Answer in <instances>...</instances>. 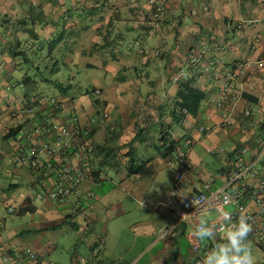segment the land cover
Listing matches in <instances>:
<instances>
[{
    "label": "crops",
    "instance_id": "crops-1",
    "mask_svg": "<svg viewBox=\"0 0 264 264\" xmlns=\"http://www.w3.org/2000/svg\"><path fill=\"white\" fill-rule=\"evenodd\" d=\"M148 1L0 2V264H194L188 242L192 229L201 218L212 225L221 218L211 212L184 223L178 205H165L174 187L176 154L162 145L163 137L187 151L191 183L181 185L185 195L201 190L210 178L212 189L225 187L243 150L246 164L258 159L255 167L264 178L259 153L264 141V0H155L161 8L156 16ZM16 9L22 27L3 35ZM27 21L36 37L25 36ZM58 32L48 55L66 66L70 79L74 70H103L91 88L99 95L61 93L48 79L27 74L13 79L17 60L10 54L11 43L49 42ZM192 57L198 58V73L188 65ZM242 61L258 64L249 71L255 88L243 91L231 125L221 127L213 105L216 75ZM179 83L205 95L197 117L181 122L172 106ZM50 98L65 101L66 109L55 111ZM93 99L100 101L97 109ZM27 111H33V120L17 124ZM91 120L90 144L103 149L99 156L92 152L83 158L90 168L93 160L98 175L83 182L82 198L37 200L52 186L54 168L61 163L77 167L80 151L72 143L65 154L40 158L39 169H30L23 161L42 139L32 128L62 123L84 130ZM201 126L204 133L198 131ZM15 127L20 131L5 140L6 131ZM8 206L15 209L11 215ZM220 236L217 230L215 240L201 242L200 253ZM246 243L256 264H264V249L250 238ZM26 250L36 259L24 255Z\"/></svg>",
    "mask_w": 264,
    "mask_h": 264
},
{
    "label": "built area",
    "instance_id": "built-area-1",
    "mask_svg": "<svg viewBox=\"0 0 264 264\" xmlns=\"http://www.w3.org/2000/svg\"><path fill=\"white\" fill-rule=\"evenodd\" d=\"M149 3L155 10L154 16L160 14L161 8L156 5L155 0H149ZM197 64V57H192L188 60V65L198 73ZM256 64L251 61H242L236 64L233 69H228L222 74L216 75L217 90L213 105L218 111L221 127H229L231 125L232 111L243 91H252L255 88L254 82L249 78V71ZM174 82L178 83L177 79ZM99 93V90H95L94 94L99 95ZM51 102L57 104V101L54 99H51ZM59 106L62 109H66L67 107L65 103H61ZM34 117L33 111H27L22 118L17 120V124L22 125L25 122L33 120ZM93 124L94 121L91 120L85 125L84 130H81L78 125H66L62 123H53L42 127L34 126L32 128L31 133H33L34 137L36 139L42 137V139L41 144L34 147L30 156L26 157L23 161L30 169H39L40 158L47 157L48 159H53L65 154L72 143H76L80 151L77 167L61 163L54 168L52 186L49 187L47 193L37 195V200L43 202L46 200L62 202L71 196L77 198L83 197L82 184L86 179L92 177V172L88 166V162L83 158V154L91 153L92 151L91 147L87 144V140ZM205 130L203 126L198 129L199 133H204ZM190 145L191 141L186 140L184 146L189 148ZM174 152L176 154L174 187L168 193L165 205L168 207L178 205L180 208V220L184 223H188L211 212L220 214L221 210L230 211L234 221L241 214L246 215L248 222L252 226V231L249 233L248 238L252 239L258 247L264 249V178L260 177L255 167L258 159L250 164H246L243 159L246 151L243 150L229 172L225 187L212 189L213 179L210 178L202 184L201 190L185 195L181 192L180 187L184 183H191V165L187 158V151L184 148L176 146ZM259 153L260 158L264 160V141L261 142ZM100 178L102 179V177ZM243 181H247L248 183L241 184ZM236 186L239 187L238 190L232 192L230 189ZM85 196L92 197L93 194L87 192ZM225 196L230 197L233 202L227 208L223 205ZM5 210L8 215L13 214L15 211L13 206H8ZM221 223L222 221L213 223V225L222 236ZM188 242L195 256L194 264H199L201 257L207 251L203 254L200 253L201 241H197L194 237L189 238ZM23 254L29 259H36L34 253L30 250L24 251ZM3 261L9 263L10 256H5Z\"/></svg>",
    "mask_w": 264,
    "mask_h": 264
},
{
    "label": "rangeland",
    "instance_id": "rangeland-1",
    "mask_svg": "<svg viewBox=\"0 0 264 264\" xmlns=\"http://www.w3.org/2000/svg\"><path fill=\"white\" fill-rule=\"evenodd\" d=\"M0 2H7V0H0ZM14 5V4H13ZM23 8H27L26 5L23 6ZM18 9H16V14L11 15L12 21L9 26H4L2 23L3 28V35L4 34H12L14 35V31L16 27H22L21 23L19 22L21 19V16L18 14ZM3 20V18H2ZM27 30H33V23L31 21H27V26L24 27ZM37 30L40 31V29L37 27ZM30 32L27 31L25 36H29ZM60 35L58 32L57 35L53 39H51L49 42H44L43 40L35 41V40H29L30 45H28L27 42L21 41L20 49L24 50L26 53L25 58L23 56L16 57L15 61L17 63V67L14 71V77L15 80H20L22 76L27 74L31 78H36L38 81H40L41 78H46L53 80L55 82L66 80L69 76L68 69L63 68L62 65L55 64L56 58L53 56H49V47L53 44V41L57 40V37ZM33 43V44H32ZM11 46H16V43L12 42ZM60 67L61 70L57 73H55L56 69ZM69 68V65L67 66ZM72 69V68H71ZM76 70H74L75 72ZM105 75L103 70H96V69H88L82 72L73 73L71 83L73 85V89L79 93H84L85 90L92 91L91 88L95 87L99 81L100 77H103ZM145 82V79L143 80ZM56 92V91H55ZM4 166L1 168L3 169ZM2 178H0L1 180ZM3 180V179H2Z\"/></svg>",
    "mask_w": 264,
    "mask_h": 264
},
{
    "label": "clouds",
    "instance_id": "clouds-1",
    "mask_svg": "<svg viewBox=\"0 0 264 264\" xmlns=\"http://www.w3.org/2000/svg\"><path fill=\"white\" fill-rule=\"evenodd\" d=\"M232 203L230 197H224L225 208ZM220 218L223 235L219 237V242H215L205 252L199 264H256V258L246 243L249 233L252 231L248 217L241 214L234 221L230 211L221 210ZM216 232L217 229L214 225L210 224L206 218H201L192 229L191 235L197 241H213L216 239Z\"/></svg>",
    "mask_w": 264,
    "mask_h": 264
},
{
    "label": "trees",
    "instance_id": "trees-1",
    "mask_svg": "<svg viewBox=\"0 0 264 264\" xmlns=\"http://www.w3.org/2000/svg\"><path fill=\"white\" fill-rule=\"evenodd\" d=\"M148 4H149V6H151L150 14L152 16H154L155 10L153 9V6L149 3V1H148ZM24 21H22V22L24 23ZM27 31L30 32V30H27ZM29 34H30V36H35L36 37V35L34 34L33 30H31V32ZM56 42H57V40L53 41V44L49 47V54L52 52V50H53L52 48H53V46L56 45ZM20 44H21V42H17L16 46H14V47L11 46L10 54L12 55L13 58L20 57V56H23L25 58V56H26L25 51L20 49L21 48ZM62 66H63V68H66L65 65H62ZM60 70H61V68L58 67L56 69L55 73L56 72L58 73ZM77 72H79V71H75L74 73H77ZM72 78H74V77H72ZM72 78L70 79V77L68 76V78L66 80L57 81V82L49 79L48 82H50L53 86H55V88L58 89V91L61 92V93H67L68 91H70V93L72 95H74V94L75 95H79L81 93H79L78 91L76 92L73 89V85L71 83ZM86 92H87L86 95L94 94L95 90L94 89L92 91L86 90ZM66 98H70V97H66ZM73 98H74V96L72 97V99ZM204 98H205V95L203 94V92L200 91L199 89H197L196 87H193V86H191L188 83H179V84H177V92H176L175 100H174V102L172 104V106H173V115L176 117V121L177 122H181V121H183L186 118H189V119L196 118L197 114H198V111L200 109V104L204 100ZM51 99H54L55 101H57V104L52 103ZM64 102L65 101H61V100L59 101L56 98H50L49 99V103L51 104V107L55 111H63V110H65V109H62L59 106V104L64 103ZM92 105L97 109L99 107V105H100L99 99H93ZM20 128L21 127H15V128H12V129H8L6 131V134L3 136V138L5 140H9V139L14 138L15 135L20 131ZM93 131H94L93 128H91L90 132H89V137H88V140H87V144L92 149L91 153L92 152L94 154L96 153L99 156L101 154V149H103V148L102 147L93 146V145L90 144V138H91V135L93 134ZM161 141H162V145L163 146H167V151L169 153H173L175 151V149H176L177 144H179L178 141L175 142L173 140L166 139L165 137H163L161 139ZM91 163H92L91 168L90 167L89 168H90V170L92 172V177H95L96 175H98V171L96 169H94L93 160H92ZM88 166H89V162H88Z\"/></svg>",
    "mask_w": 264,
    "mask_h": 264
}]
</instances>
